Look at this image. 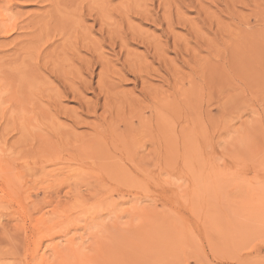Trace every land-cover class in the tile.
<instances>
[{
	"label": "rangeland",
	"instance_id": "obj_1",
	"mask_svg": "<svg viewBox=\"0 0 264 264\" xmlns=\"http://www.w3.org/2000/svg\"><path fill=\"white\" fill-rule=\"evenodd\" d=\"M0 7V264H264V0Z\"/></svg>",
	"mask_w": 264,
	"mask_h": 264
},
{
	"label": "bare ground",
	"instance_id": "obj_2",
	"mask_svg": "<svg viewBox=\"0 0 264 264\" xmlns=\"http://www.w3.org/2000/svg\"><path fill=\"white\" fill-rule=\"evenodd\" d=\"M2 1H3V0H0V4H1ZM0 9H1V7H0ZM11 185H12V184H11ZM44 233H45V232H44ZM46 233H47V231H46ZM46 233H45V234H46Z\"/></svg>",
	"mask_w": 264,
	"mask_h": 264
}]
</instances>
